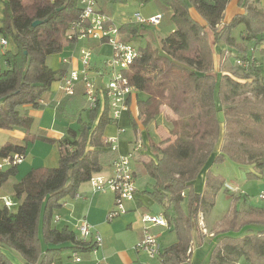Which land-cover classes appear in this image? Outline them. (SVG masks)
Listing matches in <instances>:
<instances>
[{"label":"trees","instance_id":"obj_1","mask_svg":"<svg viewBox=\"0 0 264 264\" xmlns=\"http://www.w3.org/2000/svg\"><path fill=\"white\" fill-rule=\"evenodd\" d=\"M99 1L104 14L111 1L123 4L127 0ZM231 1L139 0L141 5L157 7L161 20L155 27L162 26V20L169 25L168 34L160 39V50L148 44L138 48L139 57L124 71L137 91L132 97L137 96V120L143 127L164 108L174 116L169 136L150 142L156 159L138 160L132 171L136 181H151L150 190L145 185L141 190L137 182L139 193L147 194L161 208L166 230L175 234V242L160 251V264H185L190 258L198 217L210 212L222 185L218 176L207 173L202 193H195L192 183L217 143L214 161L228 158L250 167L246 174L250 180L264 173V3L237 0L241 13L225 21ZM0 5V38L8 44L4 52L8 68L0 72V130H25L21 142L9 140L0 147V159L24 156L28 142L48 141L29 133V110L51 107L59 115L68 107L79 109L74 117L79 125L76 134L57 142V167L33 168L12 185L15 210L0 204V264H10L3 248L18 253L24 264H58L63 254H87L96 246L66 227L55 228L53 221L65 199L74 198L82 184L106 166L112 167L119 157L115 146L104 138L112 124L109 105L102 96L90 109L81 84L72 95H55L51 90L65 67L54 71L48 62L70 42L66 33L79 18L78 0H0ZM191 9L202 23L192 18ZM34 22L40 24L32 27ZM147 27L126 23L118 31L121 40L129 43L144 38ZM217 46L225 47L226 52H221L225 60L213 74V48ZM139 93L147 100L140 99ZM131 119L136 126V117ZM18 171V165L0 171V188L17 177ZM184 200L185 213L181 210ZM235 214L227 228L213 235L207 264H239L241 260L264 264V207H248Z\"/></svg>","mask_w":264,"mask_h":264},{"label":"rangeland","instance_id":"obj_2","mask_svg":"<svg viewBox=\"0 0 264 264\" xmlns=\"http://www.w3.org/2000/svg\"><path fill=\"white\" fill-rule=\"evenodd\" d=\"M237 0H233L229 7L232 4L236 5ZM264 3V0H263ZM134 9H133V7ZM3 7L0 5V19L2 14ZM137 12L143 16L144 18H148L150 15H156L158 10L155 4L153 3H146L141 5L139 0H127L123 4H117L115 2H110V4L107 5V8L104 12V15H106L112 24L118 29L120 26L126 24L132 17L133 13ZM162 26L154 27L149 26L146 28V36L142 39H131L129 43L133 45L136 48H141L144 45L148 44L153 49L160 50V39L168 34L169 31V25L164 20H162L161 23ZM119 37L122 36L119 34ZM113 38V37H111ZM81 49L87 50L91 52V61L96 62L97 64L101 65L102 67H105L106 64L111 61L112 59V47L106 43L101 42L100 40H91V41H84L80 45ZM4 52L5 49L1 46V38H0V68H2V71L6 70L8 68V65L5 63L4 58ZM74 53V52H73ZM72 54V48L70 46H65L60 53H57L53 55L49 62L48 66L54 70L58 71L63 68V60L70 58ZM58 82L54 83L51 87L52 91H56ZM217 90V89H216ZM145 94L139 93V98L144 99ZM147 97V96H146ZM215 99L217 101V97L215 96ZM133 114V111H132ZM220 120L222 119V114L219 113ZM162 118L156 117L154 121H151L149 125L143 129L140 128L138 122L136 123V126H133V122L131 119V116L129 115V111H126L123 113L119 120V127L123 129L122 132L119 133V139L121 141L126 142V144L131 147H139V150L134 151L133 149L130 152H133V156L131 157V164H133L134 161L140 156L145 154V156L149 157L150 153H153V149L150 148V142L158 143L160 138L164 136L166 129H170V123L166 125V123L161 121ZM57 126L59 128H68V131L70 134H75L77 129V125L74 124V122H68V120L65 119L63 114L59 112V116L57 117ZM138 125V126H137ZM115 126L114 123L110 124L106 130L109 129V127ZM222 128V126H221ZM164 132V134L162 133ZM9 131L0 130V144L4 142L5 138L9 136ZM222 134V132H221ZM118 138V137H117ZM221 141V139H220ZM27 143V142H26ZM32 144V143H31ZM31 144H27V151L31 149ZM41 143H38V146L36 147V156L34 158L35 166H40L39 161L41 156L47 154L50 150L49 149H43L41 148ZM169 145L164 146L163 148H167ZM220 147V143H217L214 147L216 151H214V154L212 157L208 160V162L205 164L206 167H208L207 174L218 176L219 180L222 182V185L217 192L214 200V206L210 210V212L206 215H200L201 220L203 221V225L205 228V235L201 237V235L198 234V229L203 227L201 224L198 225L197 220V232L194 234H197V238L199 240L200 248H202L204 254H209L214 246V241L211 237H209L210 232L217 233L221 230H224L227 228V225L231 222L234 216H237L235 214V211L241 212L243 208L245 209L246 206H251L254 208H263L264 207V200H261L259 196L261 194H264V173L261 178L259 179H249L247 177L248 173V167L246 166H238L231 162L228 158H225L222 161H214V157L218 154V150ZM129 152V153H130ZM29 161L32 159V156H30ZM156 159V157H155ZM33 160V159H32ZM58 165V163H57ZM34 168H39V167ZM26 165L21 166L18 168V176L21 178L24 175V171ZM57 167V166H56ZM54 167V168H56ZM7 169V167L4 168V171ZM112 171V170H111ZM10 180L17 181L15 178H11ZM137 182H139L141 186V190L143 189V186H146V189L150 190L152 183L150 180L146 178H141ZM230 184L234 187L238 188V191L236 193H232L229 191H226L225 185ZM138 185V184H137ZM9 185L3 184L0 193L5 195L6 197H10L12 200L13 197L9 195ZM107 197L109 198L111 202V208L110 211H116L117 206L114 205L115 203V195L114 193L110 191L104 192ZM97 194L101 195L102 192H97ZM104 194V195H105ZM142 196H144V199L142 201V205L140 206L141 209L135 208V204H131V202H124V214H121L118 217L113 218L110 221L109 215L107 214V220L108 224L111 225L112 223H115L117 221H122L126 215H132L134 217V222H138L140 227L142 228V223L140 220V216L147 213L150 216H156L158 213H160V207H158L156 204H154L151 200V198L145 194L141 193ZM138 197L136 196L135 199ZM133 202V201H132ZM132 208V211H129L128 208ZM16 207H14L12 210H15ZM135 209V210H134ZM181 210L183 213L187 210V201L184 200L181 204ZM124 216V217H123ZM199 219V217H198ZM57 228H61L60 225L57 223L55 224ZM78 226V225H77ZM77 231V227H76ZM175 242V234L174 232H167L162 231L159 237V244L161 245V250H163L165 247L171 245ZM7 250V249H6ZM135 253L139 254L140 264H159L158 258L150 259L145 253L143 252H136L134 250V247L132 249ZM10 251V250H8ZM11 252L19 258L21 261L22 258L20 255L14 251L11 250ZM60 260L58 264H98L100 261H98L97 256L95 253H89V254H79L77 257L80 259L78 263L74 261V258H68L66 254H63L60 256ZM195 264H207V261H199Z\"/></svg>","mask_w":264,"mask_h":264},{"label":"crops","instance_id":"obj_3","mask_svg":"<svg viewBox=\"0 0 264 264\" xmlns=\"http://www.w3.org/2000/svg\"><path fill=\"white\" fill-rule=\"evenodd\" d=\"M233 1V0H232ZM231 1V2H232ZM230 2V3H231ZM229 3V4H230ZM102 3L99 1L98 8L101 10ZM133 7V6H132ZM134 9V7H133ZM137 13V10L136 12ZM133 13V15L135 14ZM238 13H241V10L238 9L237 4H232L230 7L227 6L225 10V21H230L232 17ZM190 14L193 19L199 21L202 23L201 18L197 15V13L191 9ZM2 15V14H1ZM132 15V17H133ZM151 16V15H150ZM131 17V18H132ZM131 20V19H130ZM129 20V21H130ZM129 21L127 23H129ZM166 37L164 35L162 38ZM208 37L210 41L212 42V37L210 34H208ZM122 39V38H120ZM85 40H80L77 42L70 41L66 46H70L72 48V54L70 58H68V63L63 64L65 67L64 75L67 74L70 70H79L81 68L80 62L78 60L79 57V50L81 49L80 45ZM88 41V40H86ZM214 51V71L213 74L219 69L220 62H223L225 58L221 56V52L225 51V47L223 46H217L213 48ZM74 52V53H73ZM226 52V51H225ZM262 63H264V60L262 59ZM232 64V63H231ZM264 66V64H263ZM92 68V69H91ZM91 68H90V77L94 79L97 82L104 81L106 77L103 76V69L101 65L97 64L96 62L91 61ZM2 71V68H0V72ZM80 85L77 84L76 87ZM53 93L58 95L59 92L53 91ZM139 96V94H138ZM145 96V95H144ZM137 96L131 97L130 100V106H129V115L132 117H136V123L138 122L141 129L144 127L141 125V123L137 120V105H136ZM147 100V97L145 96L144 99ZM133 111V114H132ZM79 109L76 107L66 108L65 111L61 112L63 116L65 117L68 122H74V124L77 125V129L75 131L77 132L79 125L74 119L76 115L78 114ZM124 113V112H123ZM121 114V116L123 115ZM28 116L31 118L32 123L29 129V133L32 136H40L43 138L48 139V141H42V140H34L33 142H29L31 144V149L27 151L24 155V158L22 162L18 165V168L21 166L26 165L24 168V174L27 173L29 170L33 169L35 166V156L36 154V147L38 146V143H41V148L43 149H49L50 151L41 156L39 164L41 168H54L57 166L59 154H58V145L57 142L60 141L64 136L68 135L70 132L68 131V128H59L57 126V117L58 112L56 109L51 107H44L39 110H29ZM120 116V118H121ZM159 118H162L161 121L169 124L173 120L174 116L171 114V112L164 108L162 109L161 113L157 116ZM120 118L114 123L115 126L109 127L108 130L105 129L104 132V138L106 139H113L116 138L115 141V147L118 153V156H125L130 151H132L135 147L129 148V146L126 144V142L121 141L119 139V133L118 130L122 129L119 127V120ZM155 120V119H154ZM153 120V121H154ZM222 122V121H221ZM222 125V123H221ZM138 126V125H137ZM108 127V126H107ZM10 133L13 132V134H10L7 136L0 144V147L5 144L9 140H13L15 142H21L25 137V130L22 128H14L11 130H8ZM164 134V132H162ZM76 134V133H75ZM73 135V134H72ZM169 136V128L166 129L165 134L163 137L160 138L159 141H162L163 139L167 138ZM118 137V138H117ZM220 142V141H219ZM170 145V144H167ZM151 146V145H150ZM164 146H162L163 148ZM152 148V147H150ZM153 149V148H152ZM216 151V150H215ZM153 153H150L149 157L145 156V154L140 155L136 161L138 160H147V159H153L155 160V157H157V153L153 149ZM218 152V151H217ZM32 156V159L29 161V157ZM35 161V162H34ZM131 164L132 170L135 168V162ZM235 164V163H234ZM207 166V165H206ZM204 166L199 176L196 178V180L192 183L193 191L195 193H202L205 186V176L208 171V167ZM250 169V167H248ZM111 166H106L100 176L104 178H108L112 175ZM11 179V178H10ZM8 180L5 182L7 186L9 185V195L13 197L12 193V185L19 181L20 177L17 176L14 180ZM2 187V186H1ZM136 187L137 192L135 194L133 202L131 204H135V208H140L142 205V201L144 199V196L139 193L137 181H136ZM1 189V188H0ZM238 189V188H237ZM99 193V192H98ZM103 194L99 195L97 192H94L89 183L82 184L79 188L78 194L74 198H67L64 200L63 204L61 205V208L56 211L55 218L53 221V226L57 223L61 226L62 229L64 227L68 228L70 231H72L77 236L76 227L78 223L82 220L86 221L91 227L92 231L97 232L99 236L102 239V242L100 245H96L94 250L90 253H95L97 256L98 261H100L98 264H140L139 254L135 253L132 249L137 244V242L141 239V227L138 222H134V217L132 215H126L122 221H117L115 223H112L111 225L108 224L107 220V214H109V209L111 208V202L107 195L102 192ZM105 194V195H104ZM136 196L138 197L137 199ZM6 197L5 195L0 193V198ZM251 206H246L245 209ZM129 211L133 210L132 208H128ZM135 210V209H134ZM244 210V208H243ZM160 214V213H158ZM157 214V215H158ZM111 221V220H110ZM204 220H201L200 216L198 219V225L201 224L203 227L198 229V234L200 233L203 237L205 235V228H204ZM197 225V228H198ZM196 228V232H197ZM162 231H167L165 228L162 227H155L153 228V232H155L158 237H160V234ZM197 234H194L193 241L190 249V258L185 264H195L199 261L206 260L208 263L209 254H204L202 248H200L199 240L196 236ZM214 232H210L209 237L213 240ZM214 241V240H213ZM86 242H90L91 244H94L93 236H91ZM161 248V245H160ZM2 252L6 256L7 260L10 262V264H24L23 261H21L19 258H17L11 251H8L6 249H2ZM89 254V253H87ZM67 255V254H66ZM68 258H75L76 256H68ZM61 258V257H60ZM59 258V260H60ZM78 258V257H77ZM158 258V257H157ZM79 259V258H78ZM154 259V258H153ZM80 260V259H79ZM59 262V261H58ZM78 263V262H76ZM159 263V259H158ZM160 264V263H159ZM239 264H244V262L241 260Z\"/></svg>","mask_w":264,"mask_h":264},{"label":"built area","instance_id":"obj_4","mask_svg":"<svg viewBox=\"0 0 264 264\" xmlns=\"http://www.w3.org/2000/svg\"><path fill=\"white\" fill-rule=\"evenodd\" d=\"M78 4L81 9L79 18L71 23L66 37L69 41L73 42L80 40H100L101 42H106L112 47V59L106 64L102 73L106 79L96 85V81L90 77L91 52L80 49L78 60L81 68L79 70H70L67 74L63 75L58 81L56 91L72 95L76 85L81 84L84 88L85 100L90 109L96 106L102 96H105L109 105L110 118L115 123L123 112L128 111L127 101L137 92L124 76V71L139 57V50L130 43L120 39L118 29L106 15L100 12L98 8L99 0H78ZM160 20L161 15L157 14L144 18L137 12L129 23L155 27L159 24ZM7 45V41L1 38V46L6 49ZM63 63H68V60L64 59ZM122 131L123 129H119L118 133ZM105 140L115 146L116 138H105ZM138 148H134V151L139 150ZM133 152L123 157H118L111 167L112 175L110 177L104 178L100 175H95L88 182L94 192H105L108 190L114 193V205L117 206V210L110 213V220L124 214V202H132L134 200L136 179L131 167ZM23 158L24 156L22 155L13 154L0 159V171L4 170L5 167L9 168L19 165ZM225 187L232 193L238 191L236 187L230 184L225 185ZM259 198L264 200V194H261ZM0 204L8 210H12L17 206V202L10 197H1ZM140 220L142 223V235L141 239L134 246V250L145 253L150 259L157 258L161 248L159 237L153 232V228L162 227L167 229L168 223L161 214L150 216L145 213L140 216ZM91 236H93L95 245L101 244L102 239L99 234L97 232L93 233L92 227L86 221H80L77 226V237L82 241H87ZM74 261L79 262V259L75 257Z\"/></svg>","mask_w":264,"mask_h":264},{"label":"water","instance_id":"obj_5","mask_svg":"<svg viewBox=\"0 0 264 264\" xmlns=\"http://www.w3.org/2000/svg\"><path fill=\"white\" fill-rule=\"evenodd\" d=\"M40 24V22H34L33 24H32V27H35V26H37V25H39Z\"/></svg>","mask_w":264,"mask_h":264}]
</instances>
